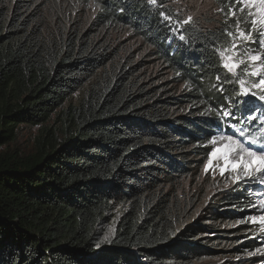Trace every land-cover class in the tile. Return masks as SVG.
Segmentation results:
<instances>
[{"label": "trees", "instance_id": "trees-1", "mask_svg": "<svg viewBox=\"0 0 264 264\" xmlns=\"http://www.w3.org/2000/svg\"><path fill=\"white\" fill-rule=\"evenodd\" d=\"M48 2L0 0V146L20 125L45 126L34 151L0 152V264L264 259L243 257L260 248L244 234L248 222L235 226L257 215L246 193H221L202 210L203 195L180 194L206 157L196 145L221 131L216 113L244 108L235 85L212 87L224 74L211 43H221L223 24L169 44L146 0H71L75 9L63 12ZM115 26L140 37L160 68L116 47L106 32ZM116 209L112 243L98 249Z\"/></svg>", "mask_w": 264, "mask_h": 264}, {"label": "snow or ice", "instance_id": "snow-or-ice-1", "mask_svg": "<svg viewBox=\"0 0 264 264\" xmlns=\"http://www.w3.org/2000/svg\"><path fill=\"white\" fill-rule=\"evenodd\" d=\"M147 4L157 12V24L167 30L166 39L169 44L180 42L186 44L189 37L185 33L197 32L194 16L183 13L187 10L178 7L175 13L165 6V0H146ZM178 2V0H175ZM224 4V0H221ZM119 11L124 13L125 8ZM223 15V28L216 40L211 41L213 51L218 57V71L216 88L221 94L225 91L224 84H232L238 97L237 112L225 109L216 113L217 119L213 121L218 132H209L206 143L198 144L203 147L206 157L203 160V172L216 174L224 180V187L219 189L222 194L226 192L246 193L249 199V208L259 209L264 213V198L251 201L252 196L264 197V104L253 110V98L264 101V0H227V3L216 9ZM111 23V21H109ZM215 36V33L213 34ZM211 112V110H208ZM259 112L260 115H256ZM239 113V115H237ZM234 120L235 123L225 124V121ZM224 127L231 128V132L222 131ZM251 128L248 132L246 129ZM247 184L249 187L244 188ZM257 185L253 189L251 185ZM256 223L264 232V214L249 215L241 223ZM102 243H112L108 236L95 245L100 248ZM264 254V249L256 248L255 252H248V256ZM239 259V257L237 258ZM131 264V262H129Z\"/></svg>", "mask_w": 264, "mask_h": 264}, {"label": "rangeland", "instance_id": "rangeland-1", "mask_svg": "<svg viewBox=\"0 0 264 264\" xmlns=\"http://www.w3.org/2000/svg\"><path fill=\"white\" fill-rule=\"evenodd\" d=\"M50 7L57 8L59 12L74 10V6H72L71 0H48ZM167 4L170 5L174 11L176 12L178 7H184L187 10L183 13L186 16L191 14L194 16V24L203 29H211L222 24L223 15L216 11L218 6L216 5L214 0H167ZM76 6H79L76 4ZM87 12H91V9L88 8ZM106 32L109 37L117 45L116 47L123 50V53H130V55L136 56L138 59L143 57L152 61V66L156 69L160 68V64H155V60L151 57H147L146 53L149 52V47L142 41L140 37H137L127 28L115 26L107 28ZM119 42V43H118ZM87 84L85 87H87ZM85 87L78 91L73 96V101L78 103L81 100L82 94L85 90ZM264 104V101H259L255 98L252 99L250 107L255 110L259 105ZM51 125V122H49ZM44 125H28L23 124L18 128V136L16 140L9 143L7 146H0V152L9 149V151H16L21 154H28L35 150L36 140L42 134L44 130ZM251 129V128H250ZM246 131L251 132L246 129ZM180 194L184 201L188 202L190 198L196 197V195H203L204 198L198 204L199 209H203L206 206L207 200L213 199L215 196H219L222 189L224 187V180L216 174L215 178H213L212 173L205 174L203 172V164L198 169L194 170V173L189 177L183 178L181 182ZM244 188L249 187L247 184L243 185ZM253 189H256L258 186L253 184L251 185ZM221 197V196H220ZM254 201H258L264 197L252 196ZM195 203V202H193ZM261 211L257 208V215H262ZM114 219L105 226L106 233L104 235L111 238L114 229V221L117 219L116 215H120L119 209H116L113 213ZM247 223V222H246ZM252 228L250 230H246L244 232L245 236L249 235L250 238H255L260 242V248L264 249V232H261V226L258 222L250 223L248 222ZM237 223L235 224V226ZM233 226V224L229 225V227ZM254 233V234H251ZM104 239V238H103ZM249 252H255V250H249ZM248 253V252H247ZM246 254L243 255L245 258H251L256 256H262L264 258V254H256L254 256H248ZM249 260V259H248ZM255 264H264V259L259 260L258 263Z\"/></svg>", "mask_w": 264, "mask_h": 264}]
</instances>
